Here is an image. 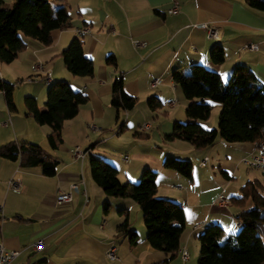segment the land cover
Instances as JSON below:
<instances>
[{"label": "crops", "instance_id": "0c3cea01", "mask_svg": "<svg viewBox=\"0 0 264 264\" xmlns=\"http://www.w3.org/2000/svg\"><path fill=\"white\" fill-rule=\"evenodd\" d=\"M247 1L52 0L54 9L67 8L70 27L52 31L51 46L29 39L27 50L13 63H0V78L21 84L14 91L16 113L10 112L0 91V147L12 142L41 145L59 161L56 176L47 177L40 167L23 168L20 161L0 158V244L20 252L10 264H160L167 260L164 252L150 245L140 206L130 198L107 196L91 176V155L121 168L110 149L116 141L132 156L124 166V175L118 170L121 183L136 185L143 171L152 169L158 173L157 198L170 199L184 209L180 250L169 264H198L199 236L209 226L220 225L227 235L238 233L237 216L244 209L232 199L240 196L249 181L264 184V170L244 162L257 154V142L227 143L218 138L214 145L196 149L189 142H166L164 137L172 132L175 122L188 121L185 111L189 102L173 81L175 70L188 74L192 66L200 65L219 73L227 83L233 69L244 65L264 85V11L251 8ZM175 3L179 10L170 14ZM4 7L10 8L7 0ZM203 25L221 28L220 39L211 38ZM85 27L90 32L82 36L84 53L93 60L95 72L93 77L81 78L69 72L61 53L78 37L77 30ZM134 41L146 46H135ZM249 44L259 49L249 50ZM218 45L225 52L222 64L211 58ZM111 55L115 65L107 63ZM35 65L43 70L34 72ZM47 75L50 84L45 81ZM117 80H123L129 96L139 99L131 112H118L111 104ZM58 81L69 82L75 91L86 94L89 102L65 124L63 145L53 151L48 143L50 127L26 115L25 98H35L40 110H45L48 90ZM155 81L160 84L153 88ZM152 96L162 101V111L148 107L147 99ZM212 104L211 118L198 121L205 130L218 128L222 105ZM114 115L115 125L120 126L118 135L108 127ZM143 126H149L144 133L150 136L148 140L134 136ZM128 133L132 140L123 145L122 136ZM77 148L84 150V158L76 157ZM168 156L191 161L192 178L166 169L163 164ZM204 160L207 163L202 166ZM11 180L21 184L19 193L9 187ZM73 184L78 185L76 192ZM59 193H72L73 201L58 205ZM220 196L229 200L225 207L215 203ZM106 202L110 204L107 212ZM125 221L138 236L136 244L129 234L119 235ZM40 240L44 249L33 251L31 244ZM112 248L116 249L115 260L108 257ZM184 249L190 256L186 262L181 257Z\"/></svg>", "mask_w": 264, "mask_h": 264}, {"label": "trees", "instance_id": "16d2710c", "mask_svg": "<svg viewBox=\"0 0 264 264\" xmlns=\"http://www.w3.org/2000/svg\"><path fill=\"white\" fill-rule=\"evenodd\" d=\"M248 5L264 11V0H248ZM5 0H0V63L11 64L27 50L29 39L44 46H51V33L57 29L70 27V16L66 7L54 9L52 0H15L11 9H5ZM61 57L71 74L76 77H93L95 65L84 53L81 36L72 40L62 51ZM214 63L225 61L222 46H216L211 53ZM108 65H115L113 55L107 58ZM173 81L179 86L189 104L186 107L188 121L175 122L166 142L182 140L191 143L196 149L214 145L218 138L227 143H254L264 141V85L246 66H236L227 84L217 72L204 66L194 65L188 74L180 70L173 72ZM16 85L0 78V91L4 93L8 109L16 113L14 100ZM89 102V97L75 91L67 81H58L48 90L45 110H40L33 97L25 98L26 115L31 116L41 126H48L51 132L48 143L56 151L63 145V129L68 121L79 115L80 107ZM139 99L129 96L124 90L123 80L113 85L112 106L118 111H133ZM222 105L218 128L205 130L198 121L211 118L213 104ZM152 111H161L162 101L152 96L147 99ZM119 118V114H118ZM121 131L118 130L117 134ZM138 139L148 140L149 135L139 131ZM0 158L20 161L23 168L42 169L43 175L54 177L59 161L51 157L42 147L34 144L15 142L0 147ZM91 176L103 192L112 198H130L143 213L147 239L155 250L164 252L168 258L160 264H169L180 250L181 236L185 230L183 207L170 199L157 198L158 173L145 169L137 185L122 184L119 171L107 162L89 157ZM164 167L192 178L194 165L189 160L168 156ZM232 201L244 210L237 219L242 223L239 233L227 235L220 225H212L199 236L201 245L198 264H264V184L249 181L241 189V194ZM247 204H250L249 208ZM110 207L105 203L107 212ZM131 236L133 244L138 236L130 230L125 221L119 228V235Z\"/></svg>", "mask_w": 264, "mask_h": 264}, {"label": "built area", "instance_id": "2783aa9c", "mask_svg": "<svg viewBox=\"0 0 264 264\" xmlns=\"http://www.w3.org/2000/svg\"><path fill=\"white\" fill-rule=\"evenodd\" d=\"M179 10V6L177 3L174 4L173 8L171 10H169L170 14H176ZM202 27L206 28L208 31V34L211 38H215V39H220L221 37V28L215 27V26H208V25H203ZM90 32L88 27L85 28H81L77 30V35L78 36H84L86 34H88ZM135 44V46L138 47H145L146 44L145 43H141L139 41H134L133 42ZM247 49L249 50H258L259 46L256 44H249L246 46ZM43 70V66L41 65H35L33 66V71L34 72H40ZM29 81H32L31 79H29ZM45 81L46 83L50 84L51 79L50 76L47 75L45 77ZM160 84V81H155L151 83V87H156L157 85ZM149 130V126H143L140 131L145 133ZM257 149L258 152L256 155H254L252 157L251 160H245V164L248 165L251 168H256V169H262L264 170V141L261 142H257ZM75 155L77 158H84L85 154L83 152H81L79 150V148L76 149L75 151ZM124 161L128 162L129 161V157L125 156L124 157ZM207 163L206 160L201 161V165L205 166ZM9 187L14 191L19 193L21 191V184L19 183V181H15V180H11L9 182ZM72 191L76 192L78 190V185L77 184H73L71 186ZM73 201V195L72 193H59L57 195V199L56 202L58 205H63V204H67V203H71ZM216 205L225 207L228 203L229 200L223 196H220L217 200H216ZM2 211V209H0ZM237 225L239 227H241L242 223L238 220ZM195 228H199L198 226H196ZM31 249L35 252H40L44 249V242L42 240L34 242L31 244ZM20 255L19 251H15V250H8L4 247L3 244H0V264H10L12 263L18 256ZM108 257L111 260H115L117 259V254H116V249L112 248L110 249L109 253H108ZM182 260L183 262H186L189 260V253L186 249L182 250V254H181Z\"/></svg>", "mask_w": 264, "mask_h": 264}, {"label": "rangeland", "instance_id": "374dc122", "mask_svg": "<svg viewBox=\"0 0 264 264\" xmlns=\"http://www.w3.org/2000/svg\"><path fill=\"white\" fill-rule=\"evenodd\" d=\"M12 0H7V2L10 4V8L9 9H11L12 7H13V5H14V1L15 0H13L12 2H11ZM7 7V6H6ZM5 9H7V8H5ZM228 83V82H227ZM227 83H225V84H227ZM20 83H18L17 84V86H19L20 87ZM16 86V87H17ZM142 106H144V105H142ZM162 111V110H161ZM163 112H165L164 110H163ZM213 112V111H212ZM123 114V113H122ZM124 115V114H123ZM123 115H121V122H120V124H122V122H123ZM163 116V115H162ZM113 124H111V125H109L108 127L110 128V129H113V134L114 135H118L117 134V132H118V128L120 127H117V125H115V123H116V115H114L113 116ZM164 120V119H163ZM92 127V126H91ZM91 127H89V129L91 130V131H93L92 130V128ZM94 132V131H93ZM131 134H124L123 136H122V144L124 145V144H128L132 139V135L130 136ZM140 144H145V143H140ZM140 144L138 145V147H137V150L139 151V149L141 148L140 147ZM41 146V145H40ZM71 147V146H70ZM75 148V147H74ZM110 148V147H109ZM65 149V148H64ZM81 149V148H80ZM110 149H114V157L116 158V160L118 161L117 163H119V167H121V168H117L119 171H121V173H122V175H124V172H123V169H124V166H126V164H128L129 162H131L130 160H132V156H131V153L130 152H126V151H123L124 149H123V146L122 145H120L117 141H116V143H112V146H111V148ZM82 151H84L83 149H81V152ZM128 156V157H130L129 158V161L128 162H125L124 161V157L125 156ZM123 159V160H122ZM87 163H88V161H87ZM118 167V166H117ZM140 181V180H139ZM137 184H138V182H137ZM136 184V185H137ZM133 220H135L136 221V217H135V214L133 213ZM238 233H239V231H238Z\"/></svg>", "mask_w": 264, "mask_h": 264}]
</instances>
